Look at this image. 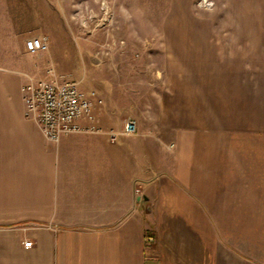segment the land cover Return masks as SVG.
Wrapping results in <instances>:
<instances>
[{"label": "crops", "instance_id": "obj_1", "mask_svg": "<svg viewBox=\"0 0 264 264\" xmlns=\"http://www.w3.org/2000/svg\"><path fill=\"white\" fill-rule=\"evenodd\" d=\"M261 2L258 18L190 25L156 72L116 68L89 94L101 130L51 142L20 88L62 73L58 8L0 0V264H264ZM32 36L48 49L29 53ZM129 118L137 133L110 141Z\"/></svg>", "mask_w": 264, "mask_h": 264}, {"label": "rangeland", "instance_id": "obj_2", "mask_svg": "<svg viewBox=\"0 0 264 264\" xmlns=\"http://www.w3.org/2000/svg\"><path fill=\"white\" fill-rule=\"evenodd\" d=\"M51 1L58 8L61 24L58 32L48 34L54 67L77 78L81 89L89 94L103 83H118L116 68H132L141 73L163 68L165 61L170 60L169 54L178 51L180 35L183 30L188 33L190 25L199 24L194 29L203 31L210 30L215 21L258 18L262 3L261 0ZM97 97L95 92L92 98Z\"/></svg>", "mask_w": 264, "mask_h": 264}, {"label": "built area", "instance_id": "obj_3", "mask_svg": "<svg viewBox=\"0 0 264 264\" xmlns=\"http://www.w3.org/2000/svg\"><path fill=\"white\" fill-rule=\"evenodd\" d=\"M26 48L31 54L46 51L47 39L45 36L29 37L26 39ZM20 90L24 115L35 120L48 141L57 142L61 136L72 132L101 130L91 111L89 93L83 91L79 80L69 74L57 73L53 68H48L44 77L29 78ZM81 119L85 121L81 122ZM136 133V122L129 118L123 122L120 130H109L108 137L110 141H115L121 135ZM134 193L139 196V188L135 187ZM30 245V240L23 242L24 247Z\"/></svg>", "mask_w": 264, "mask_h": 264}]
</instances>
